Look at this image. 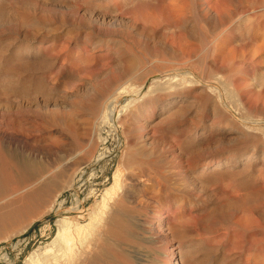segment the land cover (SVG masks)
<instances>
[{
    "label": "rangeland",
    "instance_id": "rangeland-1",
    "mask_svg": "<svg viewBox=\"0 0 264 264\" xmlns=\"http://www.w3.org/2000/svg\"><path fill=\"white\" fill-rule=\"evenodd\" d=\"M172 1L0 0V264L115 169L101 264H264V0Z\"/></svg>",
    "mask_w": 264,
    "mask_h": 264
},
{
    "label": "bare ground",
    "instance_id": "bare-ground-1",
    "mask_svg": "<svg viewBox=\"0 0 264 264\" xmlns=\"http://www.w3.org/2000/svg\"><path fill=\"white\" fill-rule=\"evenodd\" d=\"M175 1H172L169 6H167L169 9L165 12L167 15L171 16L174 15L173 13H176V11H174L176 8L174 9V7L178 6L175 5ZM181 10L182 7L180 8V11ZM173 17H175V15ZM168 78H173V76ZM25 82V79H20L16 83L23 85ZM72 92V87L65 86L63 91L58 93L56 96H58V98H63ZM141 95L142 92L139 87L133 91L132 94H130L129 100L126 101V103L122 106H116L114 104L115 101L106 104L104 111L100 114L101 117H106V119L110 122H116L119 115L122 113L121 110L125 109V105L129 107L130 104L141 98ZM101 156L102 155L99 154L97 158L100 159ZM219 162L220 161H216L214 163H218L219 165ZM122 176L123 175L121 174L120 170L115 169L112 175V182L107 187H105L100 199L96 202L94 201L95 203L92 205L88 213L86 212L84 214L77 215L79 217L85 216L84 222L80 221V218L78 217L59 218L57 220L56 235L49 245H47L42 252H35L26 258L24 264H101V261L103 260L100 254L102 250L101 239L106 238L108 239V243H111L114 238H116L114 237L115 235L112 236V233L114 232L113 228H119L118 220L123 215V211L116 210L114 205V200H117L119 196V190L122 187ZM37 180L31 183L29 182V184H25L26 186L23 185L21 189L29 187L30 185L37 182ZM2 185L3 180L0 178V188ZM120 191H122V189ZM73 208L74 209L72 210L77 209V207ZM105 251L107 252V250Z\"/></svg>",
    "mask_w": 264,
    "mask_h": 264
}]
</instances>
